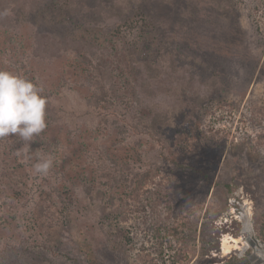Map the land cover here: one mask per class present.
<instances>
[{"label":"rangeland","instance_id":"obj_1","mask_svg":"<svg viewBox=\"0 0 264 264\" xmlns=\"http://www.w3.org/2000/svg\"><path fill=\"white\" fill-rule=\"evenodd\" d=\"M0 70V264H264V0H0Z\"/></svg>","mask_w":264,"mask_h":264},{"label":"clouds","instance_id":"obj_2","mask_svg":"<svg viewBox=\"0 0 264 264\" xmlns=\"http://www.w3.org/2000/svg\"><path fill=\"white\" fill-rule=\"evenodd\" d=\"M3 15H7V11ZM42 92L43 88L31 80L0 70V139L14 134L27 142L26 150H29L28 142L47 127L45 116L48 101ZM52 166L53 158L40 154L33 165V173L46 176ZM242 243L246 248L247 244ZM254 254L264 261V255L259 252Z\"/></svg>","mask_w":264,"mask_h":264},{"label":"bare ground","instance_id":"obj_3","mask_svg":"<svg viewBox=\"0 0 264 264\" xmlns=\"http://www.w3.org/2000/svg\"><path fill=\"white\" fill-rule=\"evenodd\" d=\"M225 221H228V219H226ZM221 241H222V252H223V254L229 253L233 248H235L238 245V243H242V242L248 243V241H246V240L244 241L242 238L236 237L230 233L223 234ZM242 245H243V243H242Z\"/></svg>","mask_w":264,"mask_h":264},{"label":"water","instance_id":"obj_4","mask_svg":"<svg viewBox=\"0 0 264 264\" xmlns=\"http://www.w3.org/2000/svg\"><path fill=\"white\" fill-rule=\"evenodd\" d=\"M248 239H249V241H250V243H251L250 245H251L252 247H254V242H256L255 239H254V241H253L252 239H250V238H247V240H248Z\"/></svg>","mask_w":264,"mask_h":264},{"label":"trees","instance_id":"obj_5","mask_svg":"<svg viewBox=\"0 0 264 264\" xmlns=\"http://www.w3.org/2000/svg\"><path fill=\"white\" fill-rule=\"evenodd\" d=\"M231 264H233V263H231Z\"/></svg>","mask_w":264,"mask_h":264}]
</instances>
